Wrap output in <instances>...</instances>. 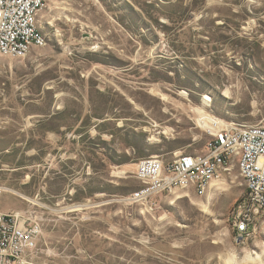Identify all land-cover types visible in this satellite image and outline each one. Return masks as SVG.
<instances>
[{
  "label": "rangeland",
  "instance_id": "1",
  "mask_svg": "<svg viewBox=\"0 0 264 264\" xmlns=\"http://www.w3.org/2000/svg\"><path fill=\"white\" fill-rule=\"evenodd\" d=\"M38 20L45 44L0 55V209L37 222L27 264L263 253L264 218L241 238L229 221L236 164L202 195H129L140 159L205 150L203 117L264 123V0H51Z\"/></svg>",
  "mask_w": 264,
  "mask_h": 264
},
{
  "label": "built area",
  "instance_id": "2",
  "mask_svg": "<svg viewBox=\"0 0 264 264\" xmlns=\"http://www.w3.org/2000/svg\"><path fill=\"white\" fill-rule=\"evenodd\" d=\"M50 1L0 0V55L22 57L33 45L45 44L38 17ZM208 132L202 152L181 153L167 162L157 156L140 159L135 173L141 186L129 198L144 203L177 188L202 195L210 181L230 175L236 164L245 193L234 204L229 221L241 238L264 218V123L227 122ZM4 190L0 185V195ZM37 233V222L27 215L0 209V264H27Z\"/></svg>",
  "mask_w": 264,
  "mask_h": 264
},
{
  "label": "bare ground",
  "instance_id": "3",
  "mask_svg": "<svg viewBox=\"0 0 264 264\" xmlns=\"http://www.w3.org/2000/svg\"><path fill=\"white\" fill-rule=\"evenodd\" d=\"M226 92L228 93V90ZM222 122L223 121L214 120L212 117L211 118H209V117H203L202 120H201V124L202 125L205 126V125L208 124V127L212 126V129L213 130L215 128V125L217 127H220L222 125H225V123H227V122H225V123H222ZM263 253H264V251H263ZM263 253H257L256 256H253L251 254H248V255H246L244 257V259L241 260V262H244L246 264L247 263H250V262L255 263V264H262V263H264V259H263V256H262ZM232 262L233 263H237V262H240V260L239 259H233Z\"/></svg>",
  "mask_w": 264,
  "mask_h": 264
},
{
  "label": "trees",
  "instance_id": "4",
  "mask_svg": "<svg viewBox=\"0 0 264 264\" xmlns=\"http://www.w3.org/2000/svg\"><path fill=\"white\" fill-rule=\"evenodd\" d=\"M64 114H65V112L64 111H59L58 113H57V115H56V117L57 118H63V116H64ZM50 127V126H49ZM51 129H55L54 127H50ZM130 160V158H125V157H123V158H121L119 161H117V162H126V161H129ZM90 192H92L91 190H90ZM130 193H131V191H130Z\"/></svg>",
  "mask_w": 264,
  "mask_h": 264
},
{
  "label": "crops",
  "instance_id": "5",
  "mask_svg": "<svg viewBox=\"0 0 264 264\" xmlns=\"http://www.w3.org/2000/svg\"><path fill=\"white\" fill-rule=\"evenodd\" d=\"M2 210V209H1ZM2 211H5V210H2Z\"/></svg>",
  "mask_w": 264,
  "mask_h": 264
}]
</instances>
